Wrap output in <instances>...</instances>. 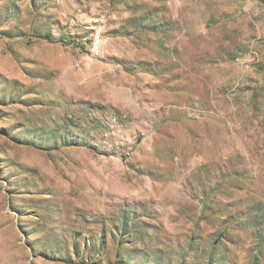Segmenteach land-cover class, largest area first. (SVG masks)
Returning a JSON list of instances; mask_svg holds the SVG:
<instances>
[{"label": "rangeland", "instance_id": "1", "mask_svg": "<svg viewBox=\"0 0 264 264\" xmlns=\"http://www.w3.org/2000/svg\"><path fill=\"white\" fill-rule=\"evenodd\" d=\"M0 264H264V0H0Z\"/></svg>", "mask_w": 264, "mask_h": 264}]
</instances>
